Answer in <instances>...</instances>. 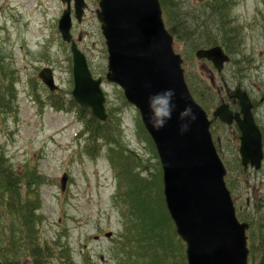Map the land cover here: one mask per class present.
Segmentation results:
<instances>
[{
	"label": "rangeland",
	"instance_id": "rangeland-1",
	"mask_svg": "<svg viewBox=\"0 0 264 264\" xmlns=\"http://www.w3.org/2000/svg\"><path fill=\"white\" fill-rule=\"evenodd\" d=\"M87 2L83 22L74 21L73 34L75 39L83 36L80 48L96 74L104 78L107 107L116 116L121 143L115 151L135 157L131 160L119 155L123 165L131 163L132 175L123 176L115 169L108 156L110 144L92 148L75 111L59 110L45 102L50 92L38 77L44 67H54L60 94L68 98L73 90L70 46L58 31L59 19L66 9L60 0H0V57L3 65L13 70L15 94L10 113H0V161H6L22 175L32 169L40 173L37 211L42 217L36 229L40 230L41 242L59 245L55 249L69 247V264H158L156 249L140 248L143 242L157 244L156 248L167 251L159 263L167 259L166 264H185V245L176 233L173 236L167 230L171 222L168 215L166 218V208L156 204L164 208V213L159 211L147 224L143 223L148 218L138 214L149 200L153 203L154 198H163L159 181L162 168L155 146L142 128L138 109L125 100L119 86L105 79L108 53L96 15L98 3ZM230 17L231 24L238 27L239 40L228 50L231 60L221 73L211 62L192 56L188 42L175 40V48L185 58L184 68L194 73L200 87V82L208 81L224 98L225 88L231 89L232 94L238 88L248 93L263 131L264 145V0H232ZM195 93L196 97L202 94L208 99L198 87ZM214 102L215 99L207 101L211 118ZM235 154V150L227 148L229 163ZM65 173L69 180L62 191L61 178ZM234 174L238 177L237 171ZM241 177L245 183H237L233 193L237 209L247 220L257 216L254 223L264 229V167L259 172L249 170ZM132 181L144 183L129 190ZM256 210L258 213H254ZM152 221L157 230H149V225H154ZM172 229L169 226V231ZM109 232L113 233L110 238L106 236ZM136 248L141 256L132 259L128 255ZM51 264L58 262L54 258Z\"/></svg>",
	"mask_w": 264,
	"mask_h": 264
},
{
	"label": "water",
	"instance_id": "water-1",
	"mask_svg": "<svg viewBox=\"0 0 264 264\" xmlns=\"http://www.w3.org/2000/svg\"><path fill=\"white\" fill-rule=\"evenodd\" d=\"M59 23L65 41H72L71 0ZM97 14L109 50L108 80L124 88L127 99L141 111L143 122L157 146L164 170L166 204L177 233L187 242L188 264H248L247 223H241L226 182V167L210 132L206 111L194 100L185 81L182 58L173 48V37L162 18L159 0H99ZM76 16L81 20L85 0H75ZM75 88L73 96L82 107H90L100 120H106L105 96L101 79L95 80L85 55L72 42ZM199 59L211 60L219 71L229 61L220 46L200 49ZM54 90L52 72L40 73ZM175 89L172 118L158 131L149 123V96ZM244 118L231 114L228 105L214 115L231 123L236 119L242 130V162L260 168L263 160L261 132L245 92L237 91ZM190 105L197 119L181 133L179 115ZM62 178V189L67 182ZM107 236H111L108 233ZM0 264H2L0 262Z\"/></svg>",
	"mask_w": 264,
	"mask_h": 264
},
{
	"label": "trees",
	"instance_id": "trees-1",
	"mask_svg": "<svg viewBox=\"0 0 264 264\" xmlns=\"http://www.w3.org/2000/svg\"><path fill=\"white\" fill-rule=\"evenodd\" d=\"M161 3L164 8L167 25L176 39L181 42H190L191 39V54L199 47L219 44L220 39L221 42L223 41L222 44L228 49L235 46L236 29L231 24L230 17L232 0H211L207 3L205 2L206 4L198 12H192L190 6L180 5L175 0H161ZM187 78L190 82L189 75H187ZM190 84L193 93L196 92L198 87L202 93L211 95V86L208 83L200 82L202 86L200 87L193 72H191ZM197 95L203 96L202 94ZM11 102V100L0 98V111H9ZM66 103L67 106H61L60 102L53 101L52 105L59 109H63L62 107L67 109L78 107L74 99H69ZM204 105H206L205 102ZM77 111L79 118L84 122V131L88 134V140L91 142L92 148L94 149L96 145H101V143L110 144L112 148L111 151H108V156L112 159L115 169L123 176L132 175L131 163L128 166L123 165L120 162L119 155L123 154L131 160L135 159V157L123 151H115V146H120L121 143L116 116L112 113V108L109 109L108 119L104 122L95 118L90 109L78 108ZM238 136L239 131L236 129L234 134L228 136L229 143L226 140L224 141L225 144H229L235 149L236 154L232 163H229L226 158V148L222 149L224 160L229 170L226 178L227 183L233 192L237 183L239 186L245 183L240 178L244 170L238 155V145H236ZM235 171H237L238 177L235 176ZM25 177L18 176L15 169L6 161H0V258L3 264H26L25 261L28 259H31L32 264H48V260L55 255L54 249L50 246L45 249L41 247L38 241L39 231L36 229L38 222H40V217L36 214V211L40 207L38 186L41 183V176L35 171H29ZM25 181L26 188L24 190L22 186ZM147 182L150 181L148 180ZM141 183L144 182H137V185ZM134 187L135 184L133 183L132 189ZM156 204H161L165 207L163 198L160 200L154 198L153 203L149 200L148 204H145L146 207L143 212L138 213L148 218L143 224L149 223L152 218L154 219L155 214H158L159 211L164 213V208L156 207ZM254 213H258V210ZM239 217L244 220L243 213L239 212ZM254 217L257 220V216ZM254 217L252 218L253 220H247L250 223L249 264H264V229L256 221L254 223ZM152 222L154 225H149V230H157L155 222ZM169 226H171V223ZM169 226L167 229H169ZM255 226L262 228H256ZM155 245L157 244L143 242L139 244V247L144 250L155 248L157 256L155 260L158 264H161L159 263V258L166 255L167 251L156 248ZM60 248L61 259L64 264H69L72 256L69 248L67 246H61ZM137 249L130 251L131 253L128 256L132 259L135 256L138 259L141 256V251ZM166 263L167 259H164L162 264ZM184 263L186 264L185 254Z\"/></svg>",
	"mask_w": 264,
	"mask_h": 264
},
{
	"label": "clouds",
	"instance_id": "clouds-1",
	"mask_svg": "<svg viewBox=\"0 0 264 264\" xmlns=\"http://www.w3.org/2000/svg\"><path fill=\"white\" fill-rule=\"evenodd\" d=\"M175 96V89H165L163 92L149 96V123H151L152 127L157 131L172 118V112L175 108L173 102ZM179 119L181 121L180 132L184 133L189 130L191 123L194 122L197 117L191 106L188 105L181 110Z\"/></svg>",
	"mask_w": 264,
	"mask_h": 264
},
{
	"label": "flooded vegetation",
	"instance_id": "flooded-vegetation-1",
	"mask_svg": "<svg viewBox=\"0 0 264 264\" xmlns=\"http://www.w3.org/2000/svg\"><path fill=\"white\" fill-rule=\"evenodd\" d=\"M233 99H234V98H233ZM234 102H236V103H237V100L235 99V100H234ZM231 106H232V105H231ZM232 107H233V106H232Z\"/></svg>",
	"mask_w": 264,
	"mask_h": 264
}]
</instances>
